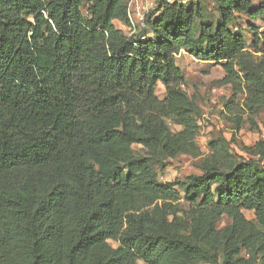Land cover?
Segmentation results:
<instances>
[{
    "label": "trees",
    "instance_id": "trees-1",
    "mask_svg": "<svg viewBox=\"0 0 264 264\" xmlns=\"http://www.w3.org/2000/svg\"><path fill=\"white\" fill-rule=\"evenodd\" d=\"M156 2L127 33L125 0H0V264H264L257 159L210 139L200 174L155 168L200 154L180 50L264 107V3Z\"/></svg>",
    "mask_w": 264,
    "mask_h": 264
},
{
    "label": "rangeland",
    "instance_id": "rangeland-1",
    "mask_svg": "<svg viewBox=\"0 0 264 264\" xmlns=\"http://www.w3.org/2000/svg\"><path fill=\"white\" fill-rule=\"evenodd\" d=\"M208 10L213 17L215 13V0H198ZM132 22L140 25L138 13H143L147 8L146 0H125ZM256 6L264 0H251ZM86 4L82 7V13L86 15ZM153 9L149 8V12ZM243 21H247L245 15ZM260 29L264 28V20L261 18L252 21ZM114 24L130 33L129 25H124L122 21L115 20ZM176 65L182 70L185 76V89L195 99V104L199 109L196 116L198 126L196 143L200 154L192 157L188 154H180L175 158H167L164 167L155 166L159 175V180L163 183L181 181L189 174H200L201 165L209 158L211 149L208 145L210 139L218 140L237 159H257L261 166H264V107L260 108L256 115H251L244 106V95L235 91L231 84L221 83L224 71L219 64L198 60L189 55L184 50H180L175 57ZM155 92L159 98L164 94V88L158 84ZM231 100V103H229ZM229 103V108H226ZM230 106L232 108H230ZM240 117V126H237L234 117ZM169 128L176 132L180 126L172 120H167ZM136 154H144L145 150L141 145L132 146ZM181 215L188 209L186 202L179 203ZM246 218L254 220L253 211H244ZM229 223L227 217H223L218 225L224 226ZM112 245L114 243L109 241Z\"/></svg>",
    "mask_w": 264,
    "mask_h": 264
},
{
    "label": "built area",
    "instance_id": "built-area-1",
    "mask_svg": "<svg viewBox=\"0 0 264 264\" xmlns=\"http://www.w3.org/2000/svg\"><path fill=\"white\" fill-rule=\"evenodd\" d=\"M146 1L148 3V5H147L148 9H146L143 13H138V18L140 20V25H143L144 18L149 13V8L153 9L156 6V4H157L156 0H146ZM166 1L169 2V3H172V2L185 3L188 0H166ZM127 16H128V20H129V23H130L129 24L130 32H132V31H134L136 29V27L138 25H135L132 22L128 8H127Z\"/></svg>",
    "mask_w": 264,
    "mask_h": 264
}]
</instances>
